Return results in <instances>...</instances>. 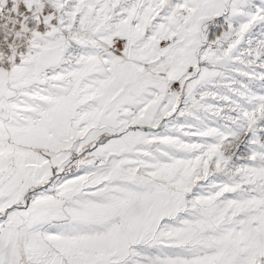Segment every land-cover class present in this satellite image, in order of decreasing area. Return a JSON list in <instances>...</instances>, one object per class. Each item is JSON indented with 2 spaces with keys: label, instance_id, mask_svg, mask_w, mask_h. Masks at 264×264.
Listing matches in <instances>:
<instances>
[{
  "label": "snow or ice",
  "instance_id": "6c2138e0",
  "mask_svg": "<svg viewBox=\"0 0 264 264\" xmlns=\"http://www.w3.org/2000/svg\"><path fill=\"white\" fill-rule=\"evenodd\" d=\"M0 264H264V0H0Z\"/></svg>",
  "mask_w": 264,
  "mask_h": 264
}]
</instances>
